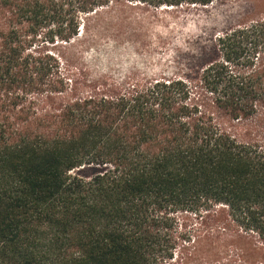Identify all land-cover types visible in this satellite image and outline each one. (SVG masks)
<instances>
[{
    "label": "trees",
    "instance_id": "16d2710c",
    "mask_svg": "<svg viewBox=\"0 0 264 264\" xmlns=\"http://www.w3.org/2000/svg\"><path fill=\"white\" fill-rule=\"evenodd\" d=\"M214 1L0 0V264H264V14L149 77L48 47Z\"/></svg>",
    "mask_w": 264,
    "mask_h": 264
},
{
    "label": "rangeland",
    "instance_id": "374dc122",
    "mask_svg": "<svg viewBox=\"0 0 264 264\" xmlns=\"http://www.w3.org/2000/svg\"><path fill=\"white\" fill-rule=\"evenodd\" d=\"M244 14L263 15L264 0H215L206 6L158 11L141 4L119 6L95 14L91 31L83 32L69 48L48 47L75 61L81 53L84 76L149 77L171 73L180 61L191 62Z\"/></svg>",
    "mask_w": 264,
    "mask_h": 264
}]
</instances>
